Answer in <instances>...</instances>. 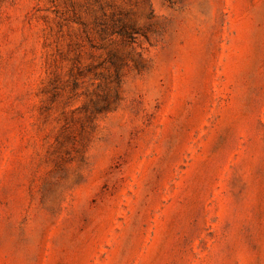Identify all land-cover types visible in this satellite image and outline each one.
Returning <instances> with one entry per match:
<instances>
[{"label":"rangeland","instance_id":"obj_1","mask_svg":"<svg viewBox=\"0 0 264 264\" xmlns=\"http://www.w3.org/2000/svg\"><path fill=\"white\" fill-rule=\"evenodd\" d=\"M0 264H264V0H0Z\"/></svg>","mask_w":264,"mask_h":264}]
</instances>
